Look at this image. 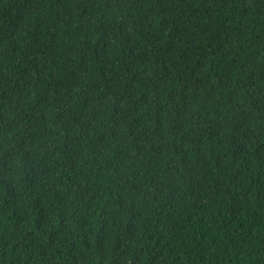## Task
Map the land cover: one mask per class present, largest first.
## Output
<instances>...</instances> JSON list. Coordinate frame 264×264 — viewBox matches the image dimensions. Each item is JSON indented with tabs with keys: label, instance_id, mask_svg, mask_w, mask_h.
I'll return each mask as SVG.
<instances>
[{
	"label": "trees",
	"instance_id": "trees-1",
	"mask_svg": "<svg viewBox=\"0 0 264 264\" xmlns=\"http://www.w3.org/2000/svg\"><path fill=\"white\" fill-rule=\"evenodd\" d=\"M0 264H264V0H0Z\"/></svg>",
	"mask_w": 264,
	"mask_h": 264
}]
</instances>
